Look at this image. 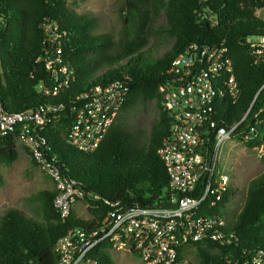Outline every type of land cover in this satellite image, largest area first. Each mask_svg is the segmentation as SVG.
<instances>
[{
    "label": "trees",
    "instance_id": "obj_1",
    "mask_svg": "<svg viewBox=\"0 0 264 264\" xmlns=\"http://www.w3.org/2000/svg\"><path fill=\"white\" fill-rule=\"evenodd\" d=\"M69 2L0 0V98L5 110L11 112L51 107L53 121L43 132L47 141L44 151L50 157L57 154L55 163L61 173L98 198L86 196L90 201L88 220L77 217L73 208L67 218L61 216L54 204L57 188L41 193L43 221L14 207L7 209L0 218V264H57L54 247L58 239L74 227L95 225L113 209L115 201L163 204L159 196L165 192L168 175L158 150L170 133L171 119L163 109L159 87L168 78L165 72L172 60L190 43L226 46L241 87L236 104L227 99L217 103L212 136L219 126L239 121L259 91L251 112L264 104V63L255 61L248 42L250 37L264 35V19L259 15L264 0H124L120 10L123 36L118 41L111 33H96L98 18L77 12ZM163 12L166 23L156 27ZM44 24L57 26L58 38L51 43L61 45L63 62L72 71L68 84L62 87L66 75L59 73L56 80L43 60L51 47L44 43L48 37ZM155 33L174 39L172 47L160 56H154L158 45L149 43ZM105 65L109 66L98 73ZM124 74L131 78L129 94L99 148L86 153L67 143L74 121L70 106L85 86ZM42 81L50 87L49 94L39 92ZM151 101L159 115L144 140L125 127L120 117L137 104ZM257 130L256 138L238 139L253 149L264 143V112ZM17 135L10 134L0 142V163L10 165L19 157ZM236 190L231 187L230 192ZM230 199L231 194L226 193L217 206L205 207L206 213L228 216ZM263 219L264 172L252 179L241 211L223 228L225 234L234 233L235 237L210 241L209 246L218 245L219 251L200 247L202 264L211 260L222 263L226 253L233 258H251L260 250L264 252ZM110 247L103 243L95 250L99 264H115Z\"/></svg>",
    "mask_w": 264,
    "mask_h": 264
},
{
    "label": "built area",
    "instance_id": "obj_2",
    "mask_svg": "<svg viewBox=\"0 0 264 264\" xmlns=\"http://www.w3.org/2000/svg\"><path fill=\"white\" fill-rule=\"evenodd\" d=\"M44 28L48 35L44 43L51 47L43 60L56 80L59 73L66 75L59 85L62 87L68 84L72 71L63 62L61 45L51 43L58 38L57 26L44 24ZM248 42L255 61L264 63V35L250 37ZM165 73L168 78L159 92L171 128L158 150L168 175L165 192L159 196L163 204L125 205L115 201L113 209L95 225L74 227L58 239L54 247L57 264H99L94 252L103 243H108L111 251L136 254L142 264H202L200 247L219 251L218 245L212 247L209 242L235 237L223 230L228 224L226 215L207 214L205 207L209 210L217 206L226 193L231 198L235 194L230 192V177L220 166L222 147L232 136H243L244 140L257 137L264 104L256 112L251 111L260 91L239 121L219 126L212 136L217 103L227 99L236 104L241 94L227 47L192 42L172 60ZM130 81L129 75L124 74L84 89L70 106L74 121L67 143L81 152L96 151L129 94ZM38 87L40 93L51 92L44 81ZM50 111L51 107H37L11 112L5 110L0 98V142L18 132L17 138L24 140L35 162L55 180L58 194L54 204L67 218L77 201H84L88 207L86 196L98 197L76 187L55 163L57 154L50 157L44 151L47 141L43 132L53 121ZM251 114V120L239 130ZM256 149L263 152L264 143ZM221 260L222 263L211 260L208 264H264V252L260 250L251 258H233L226 253Z\"/></svg>",
    "mask_w": 264,
    "mask_h": 264
},
{
    "label": "rangeland",
    "instance_id": "obj_3",
    "mask_svg": "<svg viewBox=\"0 0 264 264\" xmlns=\"http://www.w3.org/2000/svg\"><path fill=\"white\" fill-rule=\"evenodd\" d=\"M70 5L79 13H90L98 18V34L111 33L118 41L123 36V25L120 18V10L124 0H70ZM259 15L264 19V10L259 11ZM166 23L165 13L160 15L158 24ZM162 41L159 43L158 38ZM174 39L169 36H150V45L154 47V56H160L169 50ZM105 65L98 71L102 72ZM88 87L85 86V90ZM159 111L155 102L139 103L129 111L124 112L121 123L136 133L139 138L146 139L152 130ZM17 146L19 157L12 164L0 163V172L3 175V183L0 184V218L9 208L22 210L27 216L43 221L42 195L45 190L57 188L55 180L48 175L37 162H34L31 151H27V144L22 138H18ZM220 166L230 177L231 184L237 190L228 203L229 220H233L245 202L247 191L253 178L264 172V151L251 148L245 142H241L236 136L228 139L222 147ZM73 210L77 217L88 220L91 217L86 203L77 201ZM264 220V219H263ZM115 264H142L141 259L131 252L114 249L111 251Z\"/></svg>",
    "mask_w": 264,
    "mask_h": 264
}]
</instances>
